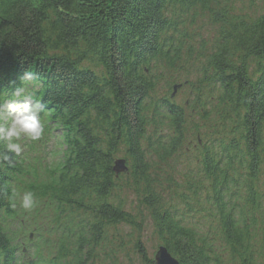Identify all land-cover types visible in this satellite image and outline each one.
Instances as JSON below:
<instances>
[{"label":"trees","instance_id":"1","mask_svg":"<svg viewBox=\"0 0 264 264\" xmlns=\"http://www.w3.org/2000/svg\"><path fill=\"white\" fill-rule=\"evenodd\" d=\"M26 98L64 147L0 161V264H154L147 221L179 264H264V0H0V103Z\"/></svg>","mask_w":264,"mask_h":264},{"label":"clouds","instance_id":"2","mask_svg":"<svg viewBox=\"0 0 264 264\" xmlns=\"http://www.w3.org/2000/svg\"><path fill=\"white\" fill-rule=\"evenodd\" d=\"M30 75V74H29ZM19 95V92L15 93ZM44 105L39 101L33 102L30 98L24 101L7 100L0 103V140L4 147L0 150V161H9L10 154L19 156L22 152L20 141H39L45 132V125L40 113ZM17 193H13L16 196ZM20 207L26 212L37 206V199L32 191H25L19 197Z\"/></svg>","mask_w":264,"mask_h":264},{"label":"rangeland","instance_id":"3","mask_svg":"<svg viewBox=\"0 0 264 264\" xmlns=\"http://www.w3.org/2000/svg\"><path fill=\"white\" fill-rule=\"evenodd\" d=\"M244 2H248V0H244ZM55 133L56 132H51V133L49 132L48 134L46 133V130H45L44 135L39 141H36V142L24 141V140L20 141V143L22 144V152L19 155V157L22 158L23 164L31 162L33 159L34 160L39 159L42 161V166L40 168H37L40 171V169L43 170L44 166H47L48 168H50L51 166H54L57 163H59L62 158V151H63L64 146L58 141ZM118 157L121 158L122 156H118ZM22 194H23L22 192L20 193L18 192L17 198H16V210L19 213L20 218H22L21 217L22 211H25L20 207V204H19V197ZM133 198H134L133 195L129 193L128 199L130 200V204H132L133 206L132 208H135V204L133 203L134 202ZM28 213H31V211ZM23 217H25V215H23ZM151 229H152V226L149 223V221H147V223L143 227V230L141 231L140 240L144 247L145 252L147 253V256L153 259L154 252L157 246L159 245L158 244L159 242L155 238V236L152 234ZM128 230L129 229L127 227L125 226L123 227V231L127 232ZM30 233L32 232L30 231ZM42 236H43V239H45L48 235L47 233H42ZM30 240H35L33 235H31ZM37 243L40 244V242H37ZM22 246L27 248V250L29 251V254H27V260L31 261L34 258L33 256L34 244L24 238ZM125 248L126 250L130 249L131 245L126 244ZM43 249L44 247L42 246L41 250ZM45 254L46 253H43V255ZM117 255H118L117 257L119 260V264H140L137 254L134 252H131V251L129 252L130 260H128L127 257L123 255L122 251L118 252Z\"/></svg>","mask_w":264,"mask_h":264},{"label":"water","instance_id":"4","mask_svg":"<svg viewBox=\"0 0 264 264\" xmlns=\"http://www.w3.org/2000/svg\"><path fill=\"white\" fill-rule=\"evenodd\" d=\"M113 171L119 174L127 169L125 159L117 158L113 162ZM31 237V234H30ZM154 264H179L177 259L173 257L164 245H159L153 256Z\"/></svg>","mask_w":264,"mask_h":264}]
</instances>
